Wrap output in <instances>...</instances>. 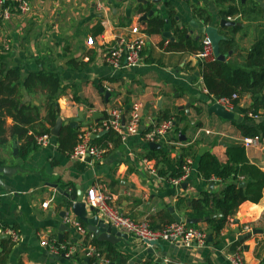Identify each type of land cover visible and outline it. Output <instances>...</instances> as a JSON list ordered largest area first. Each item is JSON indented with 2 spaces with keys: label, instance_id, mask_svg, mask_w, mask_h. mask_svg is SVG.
Wrapping results in <instances>:
<instances>
[{
  "label": "crops",
  "instance_id": "obj_1",
  "mask_svg": "<svg viewBox=\"0 0 264 264\" xmlns=\"http://www.w3.org/2000/svg\"><path fill=\"white\" fill-rule=\"evenodd\" d=\"M235 2L239 11L228 17L239 23L235 24L239 30L234 34L237 47L231 54H225L226 61L241 62L264 26V0ZM27 3L26 11L13 8L9 20H0V67L18 68L23 78L40 70L58 73L63 88L57 100L58 117L70 121L79 116L75 127L79 132L77 143L83 131H92L110 109H128L134 101L143 104L144 124L141 134L131 135L125 141L120 138L118 146L108 143L102 148L93 139L102 135L98 133L103 130L90 133L89 142L102 153L93 164H87L58 149L52 127L45 133L50 136V143L46 146L36 143L37 148L22 158L18 155L19 142L9 134L12 119L6 118L8 140L0 145V166L10 168V174L0 173L6 186V189L0 186V251L2 239L12 238L11 231L16 234L7 264H92L86 263L87 257L83 255L85 239L70 226L60 231L57 217L68 205L69 215L80 221L71 210V203L79 191L85 201L86 191L93 185L103 189L111 206L133 219L148 221L153 228L178 222L173 213L188 218L185 212L190 199L202 192L219 193L223 187L219 180L206 182L197 172L200 148L206 147L203 153L210 152L225 162L227 147L242 145L243 136L237 124L243 116L235 106L233 111L241 116L240 121L209 112L210 105L217 100L208 95L203 85L196 53L168 51L164 47L175 40L176 28H183L190 38L203 41L207 37L203 27L212 24L224 36L228 32L224 28L229 26L219 25V21L228 18L222 16L230 5L227 0H27ZM150 10L152 15L140 21ZM259 10L263 12V20ZM152 16L164 21L163 29L171 32L173 40L163 39L161 31L145 33ZM191 21L199 23L198 27ZM134 26L139 27L138 33L130 32ZM141 36L145 44L139 65L122 69L107 62L110 46L120 39ZM25 98L39 103L43 94L29 93ZM251 103V95L243 93L238 107L248 108ZM164 113L168 116L163 117ZM124 118H128L127 111ZM168 118L173 120V128L166 139L154 142L160 147L153 149L166 151L173 161L183 157L186 163L183 177L176 184L172 183L177 178L170 177L171 170L162 176L156 158L145 156L149 143L144 142L143 134L152 123ZM93 134L97 136L92 139ZM189 146L197 151L196 156L183 155ZM244 148L250 163L264 172V139ZM86 211L87 215L95 213L87 203ZM194 224L198 227H193L205 230L208 235L206 222ZM44 240L73 245L75 253L65 257L60 249L52 252L48 245L41 244ZM112 245L126 257L125 264L129 261L154 264L158 256L167 264H231L230 256L234 253H239L246 264H264V187L258 202L241 203L219 236L211 232V239H206L203 245L186 247L160 240L149 246L132 235Z\"/></svg>",
  "mask_w": 264,
  "mask_h": 264
},
{
  "label": "trees",
  "instance_id": "obj_2",
  "mask_svg": "<svg viewBox=\"0 0 264 264\" xmlns=\"http://www.w3.org/2000/svg\"><path fill=\"white\" fill-rule=\"evenodd\" d=\"M227 1L230 5L222 12L224 18L239 11L235 4L236 0ZM258 15L260 20H263L262 10L258 11ZM163 26L164 21L161 18L152 16L148 19L144 31L149 35L159 34ZM101 29L102 27L99 26L98 32ZM224 29H228V32L224 33L225 39L220 42V52L228 53L237 47L234 34L239 30V26L233 25ZM175 35V40L168 42L164 47L165 50L197 53L202 49V41L190 38L183 28H176ZM160 46H164V42ZM197 66L209 96L221 99L236 95L232 104L243 116V120L237 124L241 135L243 137L258 136L260 140L264 139V117H261L264 116V26L260 27L256 39L247 54L242 57L241 62L199 60ZM0 76L3 77L0 79V145L8 140L6 118L9 117L13 122L9 128V134L19 142L18 155L26 158L31 150L37 148L36 137L49 133L50 128L55 125L59 112L57 100L63 89L60 77L56 72L40 70L29 73L23 78L18 68L3 69L2 67H0ZM36 92L43 94L42 102L35 103L25 98L27 94ZM243 93L251 95L252 103L248 108L238 107L239 97ZM253 115L260 119H254ZM167 116V113H164L163 117ZM78 133L76 128L68 125L62 127L57 136L58 149L69 155L77 143ZM120 142V137L111 129L93 139V143L102 148H106L108 143L118 146ZM145 149L147 158H156L159 174L165 176L167 171L171 170V178H180L183 175L186 165L183 157L181 160L173 161L166 151L149 147ZM196 152L189 146L183 150V155L196 156ZM226 155L225 162H220L210 152H205L198 157L199 176L206 182L217 179L223 187L218 194L202 192L197 198L190 199L185 212L188 218L206 222L207 229H211L216 237L236 213L241 203L259 201L264 187V172L250 163L242 145L228 146ZM240 181H245V184L240 186ZM179 203H183V200L179 199ZM213 213H220L221 216L205 220V217ZM80 222L85 225L83 221L80 220ZM191 226L198 227L197 224H191ZM14 243L11 237L2 239L0 264H7L9 251ZM91 243L105 254L109 262L125 264L126 257L112 244L96 238H93ZM89 262L93 264L95 261L90 258Z\"/></svg>",
  "mask_w": 264,
  "mask_h": 264
},
{
  "label": "built area",
  "instance_id": "obj_3",
  "mask_svg": "<svg viewBox=\"0 0 264 264\" xmlns=\"http://www.w3.org/2000/svg\"><path fill=\"white\" fill-rule=\"evenodd\" d=\"M14 10L26 11L28 8L27 0H0V20L7 21L11 18ZM231 20V17L227 18ZM130 32L135 34L139 32V27L134 26ZM145 41L144 37H136L133 39L124 38L116 42L115 45L110 46L106 53V60L114 68L127 69L135 67L142 61L141 51L143 50ZM195 56L202 61L215 60L212 44L206 37L202 41V49L195 54ZM231 98L217 99V102L222 104L226 109L233 111L234 105ZM143 104L139 101H134L128 109L112 108L108 111L99 125L92 127V131L84 130L79 137V142L70 153L73 160L93 164V162L101 157L102 150L89 142V135L92 132L101 130H113L117 133L122 141H125L129 136L134 134H141V126L143 123ZM127 111L128 118H124V112ZM173 128V120L165 119L158 123H152L150 127L143 134L144 142H157L160 139H166ZM259 141L258 136L243 137L241 143L244 147H249ZM37 144L46 146L50 143V136L42 134L36 137ZM183 177V176H182ZM172 179V183H178L179 179ZM108 196L102 188L98 186H91L86 191L85 202L95 210L104 222L116 227L120 232H125L132 235L134 238L140 240L151 246L160 240L180 243L186 247L193 245H203L207 239V232L200 228L189 226L185 222H172L162 225L158 228L150 226L146 220H136L128 215H125L121 210L111 206L107 202ZM64 222L72 227L78 234L85 239L83 255L87 258L94 259L98 264H107L109 261L105 258V254L99 251L92 243L93 235L87 230L86 225H83L78 219L70 216L69 213L64 216ZM12 239H16V234L10 232ZM42 245H48L50 251H63L62 255L65 257L72 256L76 248L73 245L47 243L41 241ZM231 264H246L239 253H234L230 256Z\"/></svg>",
  "mask_w": 264,
  "mask_h": 264
},
{
  "label": "water",
  "instance_id": "obj_4",
  "mask_svg": "<svg viewBox=\"0 0 264 264\" xmlns=\"http://www.w3.org/2000/svg\"><path fill=\"white\" fill-rule=\"evenodd\" d=\"M137 1H143V0H137ZM152 13H153L152 10H150L148 13L145 12L140 17V21H146L147 18L152 15ZM191 22H192V25H195L196 27H198L199 23H197L195 21H191ZM201 23H202V25L204 24V22H201ZM235 24H239V23H234L233 20H228V19H221L219 21V25L233 26ZM203 32L206 34L207 38L210 40V42L212 44L213 53H214L216 59L220 60V61H226L227 54L220 52V42L222 40H224L225 37L218 32V27L215 25H212V24H208V25H205L203 27ZM161 35H162L163 39L170 38L171 40H173V36L171 35V32L164 30L163 28L161 29ZM229 53L231 54L232 50L229 51ZM107 94L108 93H106V95ZM215 99L217 100L216 97H215ZM147 110H148V105H145L144 114H147ZM209 112H213V113L217 114L218 116L225 118V119H228V120H236V121L241 120V116H239V114H237L234 111L227 110L222 104H220L218 102H215L212 105H210ZM79 120H80L79 116L71 118L70 121H63L60 117H58L56 119L55 125L51 129V133L54 136H58L59 131H60L62 126L68 125L72 128H75L77 126ZM141 128H143V127H141ZM104 132H106V130H103V131L99 132L98 134L100 135V134H103ZM96 136H97V134H93L92 139L95 138ZM13 147H14V153H16L17 152L16 143H13ZM149 147L150 148H159L160 144L152 142V143H149ZM205 148L206 147L200 148V152H199L200 155L203 154ZM0 173H3L4 175H9L10 174V168L0 166ZM239 185L243 186L244 183L240 182ZM0 186L3 187L4 189H6V186L1 181V179H0ZM90 209L92 210V208H90ZM71 210L81 221H83L85 223L87 230L93 235V237L99 241H107V242H110L112 244H115V243L121 241L122 239L128 238L127 233L118 231L116 229V227L110 225L109 223L104 222V220L102 218H100L97 214L93 213L92 215H87L86 203L83 199V193L81 191H79L78 196L71 203ZM170 210H172V209L170 208ZM68 211H69V208H68V205H66V207L62 211H60V213L57 217V221L60 222V231L69 228L68 225L63 221L64 216L69 213ZM216 216H221V214L220 213L211 214L208 217H205V219L206 220L208 218L213 219ZM173 217L178 222L184 221L188 224H194V223H197L198 221H200L199 219L180 217L175 213H173ZM235 223H237V221ZM211 232H212V230L209 229L208 235H207L208 240L211 239ZM252 232L255 233L256 229H253ZM152 251L153 250H151V252ZM85 262L89 263V259L86 258ZM117 262H119V260ZM93 264H98V263L95 262ZM107 264H115V263L109 262ZM128 264H134V262L129 261ZM154 264H167V263H165L163 261V258L161 256H158V257L154 258Z\"/></svg>",
  "mask_w": 264,
  "mask_h": 264
},
{
  "label": "rangeland",
  "instance_id": "obj_5",
  "mask_svg": "<svg viewBox=\"0 0 264 264\" xmlns=\"http://www.w3.org/2000/svg\"><path fill=\"white\" fill-rule=\"evenodd\" d=\"M260 25V24H259ZM251 38H253L252 36H250Z\"/></svg>",
  "mask_w": 264,
  "mask_h": 264
}]
</instances>
